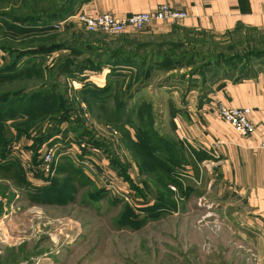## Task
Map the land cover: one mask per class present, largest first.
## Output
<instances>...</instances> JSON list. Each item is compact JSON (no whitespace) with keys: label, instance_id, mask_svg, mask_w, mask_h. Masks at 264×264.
Here are the masks:
<instances>
[{"label":"rangeland","instance_id":"1","mask_svg":"<svg viewBox=\"0 0 264 264\" xmlns=\"http://www.w3.org/2000/svg\"><path fill=\"white\" fill-rule=\"evenodd\" d=\"M74 14L69 13L64 20ZM59 31V39L66 41L86 30L72 18ZM128 34L93 36L112 41L153 40L144 31ZM168 40L177 46L181 43L190 46L176 53L192 57V62L183 60L179 65L167 62L171 65L166 68L153 66L147 82L126 104V111H132L126 127L133 140L150 153L151 164L129 152L99 110L101 105H121L128 95L126 85H136L145 72L132 65L129 67L135 70L128 72L124 68L127 74L121 79L109 77L105 68L74 78L66 75L68 71L60 75L65 61L74 59L69 51L17 62L15 71L26 72L0 86V100L20 92L51 89L54 92L32 112L22 110L0 119V165H14L21 181L14 184L0 180V264L258 262L253 246L261 243L259 233L240 225L244 222L243 215L234 205L230 206L232 198L228 193L225 197L218 196L217 186L215 193H208L209 175L200 172L199 183L194 181L193 173L189 176L183 170L185 195L177 194L175 208H167L165 200L171 185L162 180V165L148 149L139 123L146 121L155 131L166 132L171 119L169 101L175 99L182 104L189 92H200L202 88L205 78L197 63L219 55L264 51V32L245 31L226 36L181 32ZM236 43L239 44L235 47L241 44L242 50L230 48ZM155 48L157 55L169 51L166 46ZM11 60L12 56L0 49V70ZM65 164L84 175L85 187L75 186L72 192L73 184L62 173ZM155 166L160 167L159 173ZM52 186L55 193L46 190L36 194ZM64 190L71 192V198L65 204H53L60 195L58 192L65 194ZM116 191L126 195L128 201L115 195ZM226 197L228 200L224 201ZM37 200L43 202L39 204ZM158 209L163 211L162 215L152 220V213ZM244 228L255 235L249 237L242 232ZM245 236L250 241L244 240Z\"/></svg>","mask_w":264,"mask_h":264},{"label":"trees","instance_id":"2","mask_svg":"<svg viewBox=\"0 0 264 264\" xmlns=\"http://www.w3.org/2000/svg\"><path fill=\"white\" fill-rule=\"evenodd\" d=\"M88 1L90 0H0V49L12 56L11 63L0 70V86L7 82H12L25 74V69L15 71L16 64L19 60L21 61L23 58L32 59L37 55L48 56L62 51H69L74 56L72 62L65 61L63 64L64 67L62 68L63 71L60 74L64 75V72L68 71L66 75H70L71 78L78 77V75L96 74L102 68H105V70H109V77H120L121 79L123 74H127L124 73V68H127L126 70L128 72H133L135 69L129 66H135L136 69L145 72L146 75L142 77V80L134 86L131 84L126 85L124 90L128 92V95L123 102H120L121 105L116 107L101 105L99 110L106 122L119 133L121 140L129 152L133 153L135 157L140 156L146 163L151 164L152 159L150 153H148L143 145L133 140L130 131L126 127L128 117L132 115V111L130 113L126 111V107L128 106L126 104L134 98L133 96L139 91L142 84L147 82V76L151 73L150 71L155 69L153 66L166 68L171 65L167 62L175 61L177 65L183 60L187 63L192 62V57L178 55L176 53L181 50H188L190 46L183 43L177 46L176 43L168 40L171 36L180 34L181 32L203 35L209 33L173 28L166 35L150 34L153 40L149 43L152 44L140 41L132 42L129 39L123 40L120 38H116L120 41L105 40L106 38L96 39L93 35L98 33H89L86 31L75 34L73 38L66 41L59 39V30L61 28L56 29L55 24L63 21L69 13L76 12L81 5ZM245 31L264 32L255 29L238 28L223 35L226 36ZM127 35L130 34H121L118 37ZM237 44L239 43H236L233 47L230 46V48L237 51L242 50L243 47H241V44L235 47ZM159 46H166V48H169V51H164L161 55H157L155 47ZM193 56L196 57L194 54ZM255 60H264V51H248L243 55L231 53L227 56L219 55L213 60H202L198 62L197 64L201 68V73L204 74L202 76L205 78L200 91H206V82L218 73L224 75L235 68H240L241 72L246 71ZM53 92L54 89L41 92L36 91L30 94L20 92L12 94L4 100L1 99L0 119L12 117L16 115L15 113L22 110H26L25 113L32 112L33 108L40 101L47 99ZM181 102H185V99ZM169 103L172 119L176 110L171 100ZM139 125L146 137L148 149L158 156V164L162 165L160 172L163 179H161L166 184L175 186L177 189L176 193L169 189L167 191V200H165L167 208H175V203L177 202L175 197L177 194L179 196L185 195L186 191L185 181L183 180L185 175L183 176L182 173L184 167L190 165L193 171L194 181L200 180L197 163L189 153H185L183 146L179 142L172 140L167 135V132L160 133L157 130L155 131L146 121H140ZM159 168L155 166L157 171ZM62 173L73 184L72 192L75 186L85 187L87 185L84 175L78 169L68 164L63 166ZM0 180L14 184L21 183L18 170L12 164L0 165ZM54 189V186H52V188H46L36 194L46 190H49V194H53L56 191ZM58 193L60 195L56 199L53 197L55 199L53 200V204L55 205L63 202L65 204L71 198V192L69 191H65V194L63 192ZM40 202L43 201L37 200V203L41 204ZM49 202L51 201L49 200ZM162 213L163 211L158 209L152 213L150 218L152 220H158Z\"/></svg>","mask_w":264,"mask_h":264},{"label":"crops","instance_id":"3","mask_svg":"<svg viewBox=\"0 0 264 264\" xmlns=\"http://www.w3.org/2000/svg\"><path fill=\"white\" fill-rule=\"evenodd\" d=\"M164 1L90 0L78 10L93 16L109 13L126 17L155 11ZM170 6L186 17L156 22L144 33L166 35L173 28L213 35L238 28L264 31V0H173ZM206 87V91L189 92L182 104L172 100L176 112L167 123L166 132L190 154L199 174L209 175L208 193H215L216 186L218 196L228 193L232 198L230 206L234 205L243 215L240 225L259 233L261 243L253 247L258 254L256 264H264V60L253 61L243 72L235 68L224 75L218 73L206 82ZM219 104L249 108L255 132L249 137L238 135L218 117ZM184 170L186 175L193 173L190 165ZM227 200L226 197L224 201ZM242 232L249 237L255 235L245 228ZM248 236L244 240L250 241Z\"/></svg>","mask_w":264,"mask_h":264},{"label":"built area","instance_id":"4","mask_svg":"<svg viewBox=\"0 0 264 264\" xmlns=\"http://www.w3.org/2000/svg\"><path fill=\"white\" fill-rule=\"evenodd\" d=\"M171 1L173 0H165L155 11L133 14L126 17H114L109 13L93 16L88 15L80 9L72 17L55 24V28H62L68 20L74 18L89 33H103L109 36H117L132 32H141L156 22H174L186 17L185 13L174 11L171 8ZM217 114L222 121L231 126L241 137H249L255 132V126L251 122V110L249 108H228L219 104L217 106ZM170 190L177 192L175 186H171ZM115 195L123 197L126 202L128 201V197L123 193L116 191Z\"/></svg>","mask_w":264,"mask_h":264}]
</instances>
